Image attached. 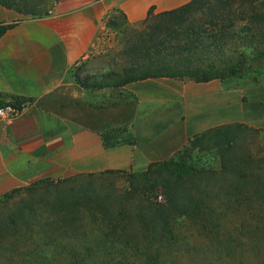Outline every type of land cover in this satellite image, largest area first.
<instances>
[{
  "label": "trees",
  "instance_id": "trees-1",
  "mask_svg": "<svg viewBox=\"0 0 264 264\" xmlns=\"http://www.w3.org/2000/svg\"><path fill=\"white\" fill-rule=\"evenodd\" d=\"M201 1L209 0H191L161 13L152 7L138 26L114 10L107 26L129 35L122 41L125 49L141 39L150 44L141 51L133 47L129 65L122 70L85 80L76 73V81L86 89L118 88L160 77L229 84L249 72L247 50L263 46L256 57H264V29L253 28L264 27V12L244 13L247 23L234 29L229 23L241 12H188L204 9ZM52 2L0 0L8 8L40 16L49 15ZM15 25L0 24V38ZM6 103L22 109L25 99L13 97L1 105ZM255 138H264V129L225 124L196 134L174 156L144 172L109 170L16 188L0 198V206L26 189L34 194L17 213L0 218V264H61V258L68 264L85 256L98 264H184L175 252L199 247H205L206 259L216 256L219 264H231L241 257L237 249L247 245L242 233L251 232L258 235L262 249L264 150L252 149ZM104 141L115 146L134 144L135 138L110 132ZM119 173L126 177L128 189L116 194L103 176ZM41 188L50 198L38 196ZM159 190L165 194L160 202ZM132 195L138 202L130 201ZM109 199L119 201L120 207H109Z\"/></svg>",
  "mask_w": 264,
  "mask_h": 264
},
{
  "label": "crops",
  "instance_id": "crops-1",
  "mask_svg": "<svg viewBox=\"0 0 264 264\" xmlns=\"http://www.w3.org/2000/svg\"><path fill=\"white\" fill-rule=\"evenodd\" d=\"M190 1L53 0L47 16L0 4V24H16L0 38V105L25 99L19 115L0 119V198L45 179L144 172L221 125L264 129V83L160 77L86 89L76 81V73L83 80L106 74L99 55L110 47L100 37L114 10L138 26L152 7L161 13ZM110 132L135 143L106 146Z\"/></svg>",
  "mask_w": 264,
  "mask_h": 264
},
{
  "label": "rangeland",
  "instance_id": "rangeland-1",
  "mask_svg": "<svg viewBox=\"0 0 264 264\" xmlns=\"http://www.w3.org/2000/svg\"><path fill=\"white\" fill-rule=\"evenodd\" d=\"M201 3L205 5L204 9L202 10L193 9L188 12H241L234 18L233 22L229 20L230 21L229 24H232L234 29H240L241 26L247 23L248 20L245 18L244 13L264 12V0H209L208 2L201 1ZM153 12H156L155 8L153 9ZM260 19L264 21V18H260ZM249 26L251 28L252 24ZM143 28L144 27L140 26L139 30H142ZM253 28H255V30L264 29V27L258 25H254ZM124 36L127 38L129 37L128 34L126 35L118 34V32L114 31V34L111 36L112 38H110L109 40L110 42L105 44V47L106 46L110 47V49L99 55L101 57H105L104 59L105 65L103 66V68L106 70V73H109L113 70H122L124 66L129 65L130 62L129 52H132L134 50L133 47H136L137 49H139V51H141L144 49V45L148 46L151 42L150 40L145 42L143 39L137 40L135 41L134 44H132L133 47H131V49L128 50L125 49L124 42H122ZM262 47L263 46L259 45L256 51L253 48L247 50V52H249L247 56L249 59L248 63L250 64V71L244 73L241 77L232 79L229 82L230 85H238L239 87H241V86H247L253 84L256 80L264 81V57L263 56L256 57L258 56L256 54H258V52H261L259 50L262 49ZM75 71H77V68ZM128 100H130L129 96H128ZM252 141H253L252 142L253 150L255 151L264 150V138H260V139L255 138ZM103 177L108 181V183L111 184L112 187L113 185L115 186L114 189L117 190L113 189L112 191L115 192L116 194H119V192L122 193L126 189H128L126 177L123 174L120 173L112 174V175L109 174V175H104ZM35 188H40V187L35 186ZM32 192L26 189L22 193H19L16 197H14L11 200L12 201L11 203L6 204L4 207L0 206V218L8 216L13 213H17V209L19 210V208L23 207V204L26 203V201L30 200L31 197H33L34 192L33 194ZM37 194L39 197L50 198V196L46 193L45 188L39 189V191H37ZM159 195H162L163 198L165 196L164 192L161 190L158 191V196ZM132 197L134 198H132L130 201L135 200L134 202H138L137 201L138 196L132 195ZM151 197L153 198V196ZM111 200L112 199H109L108 200L109 204L107 203L109 207H110V203H113L111 204L112 206L115 204H118L119 206V201L117 200L111 201ZM157 201L160 202L159 199H157ZM113 211L115 210L113 209ZM237 221L239 220L237 219ZM242 235L244 236L245 243H247V245L244 248L241 247L237 249V256L241 254V257L240 259H236L234 262L232 261L231 264H264V243L262 245L263 247H261L262 249H260V247L256 242V238L258 235H256L253 232H251L247 236H245L243 233ZM204 248L199 247V249L195 248L189 253L180 251L177 253L175 252V254H179L181 256L180 261L182 260L184 264H219L218 261L216 260V256L206 259L207 257L205 256L206 254L204 253L205 251ZM79 251H82V248H80ZM258 251L261 252L258 253ZM85 257L86 259L81 258L80 259L81 261L79 260L76 263H68V264H98L94 261L93 258L91 257L88 258L87 256ZM60 262L66 264L67 261L64 258H61Z\"/></svg>",
  "mask_w": 264,
  "mask_h": 264
},
{
  "label": "built area",
  "instance_id": "built-area-1",
  "mask_svg": "<svg viewBox=\"0 0 264 264\" xmlns=\"http://www.w3.org/2000/svg\"><path fill=\"white\" fill-rule=\"evenodd\" d=\"M107 22H108V17H106L104 19V28H103V32L101 34V40L103 42L109 43L110 38H112L111 36L114 34V31L110 30L107 26ZM100 40V41H101ZM105 46V45H104ZM107 47V46H106ZM24 110V106L22 109L17 108L16 106H14L11 103H6L4 105H0V119L2 120H9L14 118L15 116L19 115L22 111ZM158 199L161 201L163 200V196L159 195Z\"/></svg>",
  "mask_w": 264,
  "mask_h": 264
}]
</instances>
